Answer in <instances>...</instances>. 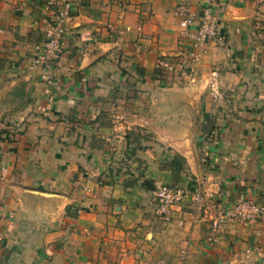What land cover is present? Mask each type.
Here are the masks:
<instances>
[{"label":"crops","instance_id":"obj_1","mask_svg":"<svg viewBox=\"0 0 264 264\" xmlns=\"http://www.w3.org/2000/svg\"><path fill=\"white\" fill-rule=\"evenodd\" d=\"M181 4L225 42L163 83ZM162 184L188 191L168 220ZM241 195L264 207V2L0 0V264H264V221H209Z\"/></svg>","mask_w":264,"mask_h":264},{"label":"built area","instance_id":"obj_2","mask_svg":"<svg viewBox=\"0 0 264 264\" xmlns=\"http://www.w3.org/2000/svg\"><path fill=\"white\" fill-rule=\"evenodd\" d=\"M264 2V0H253ZM178 14L181 18V25L184 28L182 40V53L178 59H170L169 57H160L158 66L161 67L160 79L163 83L171 82L176 79L173 77L175 71L179 74L187 75L193 72V65L198 61L201 49L210 43L216 42L224 44V35L219 30L218 23L214 16L204 12L201 16L191 11L185 4L178 6ZM66 14L59 12L55 15L47 32L45 40L37 45L40 49L35 55L33 62L38 65H49L60 58L62 53V42L66 32ZM215 167V162L210 164ZM204 191L196 190L193 199L197 205L204 202ZM188 195V191L179 185H159L154 190V201L156 203L157 214L169 219L171 208L181 203ZM206 203V202H205ZM216 215L209 219L211 226L215 232L232 222H240L242 224L257 223L264 221V207L255 201L248 200L242 195L238 197L231 206L222 203H216Z\"/></svg>","mask_w":264,"mask_h":264},{"label":"rangeland","instance_id":"obj_3","mask_svg":"<svg viewBox=\"0 0 264 264\" xmlns=\"http://www.w3.org/2000/svg\"><path fill=\"white\" fill-rule=\"evenodd\" d=\"M59 12H64V11H62V10H61V11H57L56 14H58ZM64 13H65V12H64ZM56 14H55V15H56ZM54 17H55V16H54ZM53 19H54V18H53ZM53 19H52V21H53ZM65 19H66V20L68 19V16H67V15H66ZM46 32H47V31H46ZM44 40H45V38L43 39V41H44ZM43 41H42V42H43ZM42 42H41V43H42ZM41 43H39L38 45H40ZM39 51H40V49L37 48V45H36V46H35V52H36V54H37V52H39ZM57 59H60V58H57ZM57 61H58V60H57ZM57 61H55V62H57ZM159 68L162 69L161 67H159ZM173 185H175V184H173ZM200 190H201V189H200ZM201 191H202V190H201Z\"/></svg>","mask_w":264,"mask_h":264}]
</instances>
